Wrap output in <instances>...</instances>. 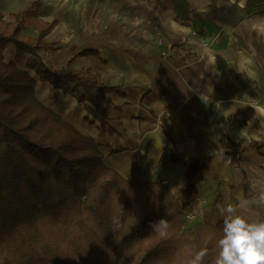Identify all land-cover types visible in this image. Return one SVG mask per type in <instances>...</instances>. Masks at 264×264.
Returning <instances> with one entry per match:
<instances>
[{
	"label": "crops",
	"instance_id": "1",
	"mask_svg": "<svg viewBox=\"0 0 264 264\" xmlns=\"http://www.w3.org/2000/svg\"><path fill=\"white\" fill-rule=\"evenodd\" d=\"M36 3L56 24L45 41L61 45L40 54L45 66L59 71L90 51L74 67L114 88L112 132L103 133L82 104L29 71L36 98L92 138L107 168L165 185L194 222H222L218 205L240 199L252 201L241 214L264 219V0H0V13ZM22 33L37 37L31 27ZM4 60L15 62L14 45ZM195 160L187 196L184 169Z\"/></svg>",
	"mask_w": 264,
	"mask_h": 264
},
{
	"label": "trees",
	"instance_id": "2",
	"mask_svg": "<svg viewBox=\"0 0 264 264\" xmlns=\"http://www.w3.org/2000/svg\"><path fill=\"white\" fill-rule=\"evenodd\" d=\"M40 8L0 13V264H187L201 248L208 249L204 264H214L223 222L188 224L187 205L165 185L129 182L107 168L92 138L36 98L29 71L82 104L101 132H112L114 88L73 65L91 52L76 53L59 71L42 62L40 54L61 45L45 41L56 24L43 21ZM24 27L37 37L24 35ZM10 44L16 60L6 63ZM200 168L195 160L184 169L187 196Z\"/></svg>",
	"mask_w": 264,
	"mask_h": 264
},
{
	"label": "clouds",
	"instance_id": "3",
	"mask_svg": "<svg viewBox=\"0 0 264 264\" xmlns=\"http://www.w3.org/2000/svg\"><path fill=\"white\" fill-rule=\"evenodd\" d=\"M251 203L240 199L238 205H218L223 227L214 264H264V219H250L240 212ZM260 203H264V196ZM158 226L166 228L167 224L161 220ZM207 255L208 249L201 248L187 264H204Z\"/></svg>",
	"mask_w": 264,
	"mask_h": 264
},
{
	"label": "built area",
	"instance_id": "4",
	"mask_svg": "<svg viewBox=\"0 0 264 264\" xmlns=\"http://www.w3.org/2000/svg\"><path fill=\"white\" fill-rule=\"evenodd\" d=\"M184 218H185L186 222L189 224L194 222V220H195L194 217L189 215L188 213L184 214Z\"/></svg>",
	"mask_w": 264,
	"mask_h": 264
},
{
	"label": "rangeland",
	"instance_id": "5",
	"mask_svg": "<svg viewBox=\"0 0 264 264\" xmlns=\"http://www.w3.org/2000/svg\"><path fill=\"white\" fill-rule=\"evenodd\" d=\"M184 214H186V211L184 212ZM185 219V218H184ZM189 224V223H188Z\"/></svg>",
	"mask_w": 264,
	"mask_h": 264
}]
</instances>
